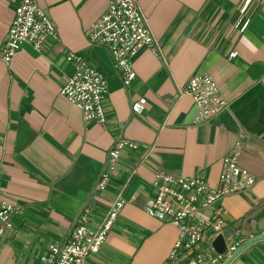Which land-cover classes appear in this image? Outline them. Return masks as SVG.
Listing matches in <instances>:
<instances>
[{
  "label": "crops",
  "instance_id": "obj_1",
  "mask_svg": "<svg viewBox=\"0 0 264 264\" xmlns=\"http://www.w3.org/2000/svg\"><path fill=\"white\" fill-rule=\"evenodd\" d=\"M37 1L55 23L56 37L41 50L25 42L10 62L0 59V188L24 207L0 241V264H43L52 242L67 240L120 137L138 148L123 150L94 205L92 224L120 193L126 203L101 251L86 264H164L178 227L144 209L154 174L198 175L214 187L237 140L240 164L257 181L252 191L221 202L228 229L239 226L242 237L253 235L229 264H264V0H140L163 58L143 48L129 85L108 49L90 40L107 0ZM19 3L0 0V41ZM67 51L107 79L105 124L84 121L60 95L74 71ZM196 72L211 75L230 102L201 125L194 122L192 98H177L178 86Z\"/></svg>",
  "mask_w": 264,
  "mask_h": 264
},
{
  "label": "built area",
  "instance_id": "obj_2",
  "mask_svg": "<svg viewBox=\"0 0 264 264\" xmlns=\"http://www.w3.org/2000/svg\"><path fill=\"white\" fill-rule=\"evenodd\" d=\"M56 35L55 23L37 0H20L7 36L0 41V59L10 62L25 42L41 50L46 40ZM90 40L108 49L114 65L122 73L124 85L134 80L133 61L143 48L151 47L163 58L140 0H107L106 11L91 25ZM234 55L236 52L230 56ZM64 58L74 71L60 89V95L81 110L84 121L105 124L107 79L74 51H67ZM184 95H189L197 108L194 121L197 125L208 123L230 105L217 82L207 73L196 72L183 87L178 86L177 98ZM126 148L136 149L138 144L120 137L110 147L89 200L78 214L67 240H54L43 264H86L101 251L126 201L120 193L96 225L92 224L93 208L118 170ZM241 151L242 142L237 140L222 159V170L214 187L198 175L178 176L165 171L154 174L152 195L144 209L178 227L177 239L164 264H229L253 238V235L242 237L241 228L235 226L231 238H225L223 252H218L212 244L228 230L227 210L221 202L234 193L252 191L257 181L240 164ZM23 210L22 204L9 200L0 188V241L14 228L13 214Z\"/></svg>",
  "mask_w": 264,
  "mask_h": 264
},
{
  "label": "water",
  "instance_id": "obj_3",
  "mask_svg": "<svg viewBox=\"0 0 264 264\" xmlns=\"http://www.w3.org/2000/svg\"><path fill=\"white\" fill-rule=\"evenodd\" d=\"M232 234H233V230L232 229H228V230H226L225 231V233H224V236L223 235H219V236H217L215 239H214V241L212 242V244H213V247L218 251V252H223L224 251V249H225V238L226 239H230L231 238V236H232ZM260 238H262V237H260ZM248 245V243L247 244H245L240 250H239V252L237 253V255L246 247Z\"/></svg>",
  "mask_w": 264,
  "mask_h": 264
}]
</instances>
